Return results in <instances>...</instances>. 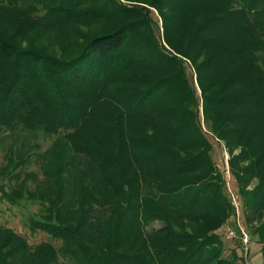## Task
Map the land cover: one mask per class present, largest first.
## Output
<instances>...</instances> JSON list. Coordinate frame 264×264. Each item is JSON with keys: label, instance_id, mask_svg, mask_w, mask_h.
I'll return each instance as SVG.
<instances>
[{"label": "trees", "instance_id": "obj_1", "mask_svg": "<svg viewBox=\"0 0 264 264\" xmlns=\"http://www.w3.org/2000/svg\"><path fill=\"white\" fill-rule=\"evenodd\" d=\"M199 108L264 264V0H0V130L54 137L40 180L6 149L0 199L37 201L30 229L73 264H244ZM0 264L59 263L0 227Z\"/></svg>", "mask_w": 264, "mask_h": 264}, {"label": "rangeland", "instance_id": "obj_2", "mask_svg": "<svg viewBox=\"0 0 264 264\" xmlns=\"http://www.w3.org/2000/svg\"><path fill=\"white\" fill-rule=\"evenodd\" d=\"M152 12V20L156 24V35L158 36L159 42L164 45L162 40V29H161V21L159 17L156 15L154 9L148 8ZM108 25V21H106ZM165 46V45H164ZM58 52V50H55ZM190 69V70H189ZM186 73L188 76V80L193 83L196 91V96L199 98V92L195 86L194 78L192 75V69L189 67ZM190 72V74H189ZM198 117L200 118L199 125L206 136L207 140L210 142L211 150H210V158L213 164L216 166L217 170L220 173L221 181H223V189L225 190L226 197L228 198V192L231 193L236 202L238 204L237 209V220L233 219V217H229L226 219L225 223L222 224L217 230H215L216 235H218L222 242V257L229 259L231 255L236 256L238 259L243 258V254L245 252V248L247 249L246 258L247 261L245 264H262V259L260 255V244L257 238L252 234V226L244 224V216L242 211V203L240 197L237 195L235 183L229 173V153L223 146V143L213 137L207 126L204 125L201 119V111L198 109ZM53 136L47 137L41 134H35L33 136L30 135V138L26 133L20 132L19 130H15L13 132L0 130V168H2L5 164L4 154L6 149L13 145L16 148H20V145L23 144V148L29 147L30 152L33 157L28 160L27 163L22 167V175L24 173H32L36 178V180H40L39 168L37 160H34V155L44 151L52 142ZM27 142V144H26ZM237 151L231 152V154L236 153ZM225 172H227L225 174ZM224 173V175H223ZM226 177L228 178L226 180ZM22 176L20 177V180ZM24 183L21 188L25 190H33L36 182H33L31 179H24ZM0 185H4L7 187L9 183L6 180L0 179ZM6 189V188H5ZM24 196V195H22ZM41 205L37 201H31L24 198L16 199L14 203L6 202L5 200L0 199V227L10 229L13 233L23 238L30 249H34L38 244L48 243L50 244L56 252V262L61 264H73L71 260L65 256H62L59 253L60 241L56 239L50 238L45 233L40 231H32L29 227V220L33 218H38L42 215ZM159 223L154 222L152 227L157 228ZM230 228L234 230V233L237 234L238 228H240L245 236L247 237V244H242L241 238L238 235L224 239L220 235L224 232L225 229ZM227 233V232H226ZM246 253V252H245ZM243 261V260H242ZM241 264V263H239Z\"/></svg>", "mask_w": 264, "mask_h": 264}, {"label": "built area", "instance_id": "obj_3", "mask_svg": "<svg viewBox=\"0 0 264 264\" xmlns=\"http://www.w3.org/2000/svg\"><path fill=\"white\" fill-rule=\"evenodd\" d=\"M227 172H225V174H226ZM223 175H224V173H223ZM228 178L226 177V180H227ZM228 199H229V202H230V204H231V206H232V208H233V213H232V216L231 217H233V219H235V221L237 220V209H238V204H237V202H236V199L234 198V196L231 194V193H229L228 192ZM241 229L240 228H238V232H237V234H235L234 233V230H231L230 228H227V229H225L224 230V232L220 235L221 237H223L224 239H229V238H232V237H234L235 235L237 236L238 235V237H242L241 238V241H242V244H247V237L245 236V234L242 232V231H240ZM227 232V233H226ZM245 250V252H244V254L242 255L243 256V258H242V260H243V263L245 264V262L247 261V258H246V254H247V249L245 248L244 249Z\"/></svg>", "mask_w": 264, "mask_h": 264}]
</instances>
